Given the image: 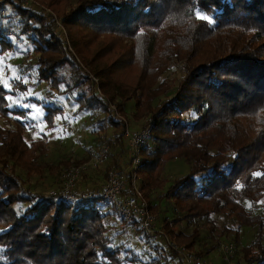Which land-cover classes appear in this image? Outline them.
I'll return each instance as SVG.
<instances>
[{
	"label": "trees",
	"instance_id": "1",
	"mask_svg": "<svg viewBox=\"0 0 264 264\" xmlns=\"http://www.w3.org/2000/svg\"><path fill=\"white\" fill-rule=\"evenodd\" d=\"M47 6L68 30L81 27L127 42L135 80L124 83L122 78L113 79V72L96 70V60L88 59L78 50L81 42L69 37L82 66L63 30L42 7L0 0V58L24 42L30 47L26 58L31 64L23 73L30 77L34 71V81L26 84L24 77H14L9 90L0 76V264L138 262L124 246L113 248L108 221L114 214L121 228H135L148 243H156L113 208L98 210L96 203L76 207L57 197L26 194L24 174L57 176L63 168L82 163L44 162L47 137L26 140L24 119L30 108L26 104L10 108V99L40 84L46 99L57 95L72 99L78 111L98 117L104 132L112 128L107 140L112 158L124 153L126 124L117 113L125 115L126 105L134 101V119H152L136 172L144 196L151 199L154 191L164 189L170 161L180 159L190 168L160 196L172 201L176 214L163 221L161 230L193 253L201 233L198 221L211 215L225 217L237 225L238 245L243 228L256 229L253 242L239 251L244 264H264V0H48ZM7 9L12 13L6 14ZM179 67L183 77L174 88L162 78ZM32 102L43 108L47 126L54 128V117L63 109L44 100ZM188 114L196 118L189 120ZM2 120L15 128L1 125ZM149 203L156 211V204ZM20 205L24 210H18ZM183 222L194 226L193 231L174 229ZM208 224L215 245L203 252L207 255L232 231L219 230L212 221ZM177 258L166 252L159 264L171 259L181 264Z\"/></svg>",
	"mask_w": 264,
	"mask_h": 264
},
{
	"label": "rangeland",
	"instance_id": "2",
	"mask_svg": "<svg viewBox=\"0 0 264 264\" xmlns=\"http://www.w3.org/2000/svg\"><path fill=\"white\" fill-rule=\"evenodd\" d=\"M16 1L22 3L26 7H42L48 13L50 20L56 21L57 27L63 30L70 50L73 55L76 56L79 63L82 64L83 60L80 58L79 54H76V51L78 52V50H83L88 59L94 58V60H96V70L101 69V71L104 72L105 70L113 72L112 78H122L124 83H129L131 80H135L134 75L136 69L134 67L129 68L130 63L127 42H120L116 36L110 34L104 36L81 27H75L68 30L66 27L62 26L56 13L47 6L48 0ZM7 10L6 14L12 13L11 9ZM200 16L203 17L202 15ZM69 37H72L73 40H79L81 42L78 46V50H74L72 48V42H70ZM29 50L30 47L26 46L24 42H19L16 45V50L7 54L5 57L0 58V76L7 90L10 89L12 79L14 77H24V82L26 84L29 80L34 81V71H31L29 74L30 77L27 76V73H23V71L26 70L24 69L26 68V65L31 64L30 59L26 58V53ZM109 69H113L115 72ZM182 77L183 72L179 67L169 71L162 79H169L174 88H176ZM91 78H93L99 85V79H96L92 74ZM98 93L103 92H99L98 88ZM44 94L45 87L40 84L38 87L29 89L27 94L20 95L18 99H10V108L23 107L25 104L26 107L30 108L28 117L24 119L28 122V129L25 134L26 140L29 143H32L35 140H40L43 136L47 137L49 142V153L42 158L44 162L57 163L60 160H78L82 161V163L63 168L61 173L59 172L57 176H49L46 174L44 177H40L35 174H24L26 181L24 191L26 194L40 195L46 199L57 197L63 189L61 181L63 173L67 170L78 168L80 166H82L83 171L81 173L82 177L79 178L77 183L78 189L80 191H85L86 189L100 188L107 180V176L105 177V174H108V171L117 163L120 156H123L124 154L126 155L128 152L127 144L124 142L123 154H120L115 158L110 156L109 161L103 166L96 167V158L94 160V157H97V152L102 145L107 144L109 146L107 140L112 135V128H108L106 132H104L100 127L101 124L98 122V117H92V114L89 111H78V105L74 102V100L67 99L61 95H57V97L53 100H48L44 97ZM32 100H44L46 105L52 104L53 106V104H56L63 109L62 113L57 114L54 117V128L47 126L45 122V111L42 107L36 106ZM112 108L115 109L114 106ZM134 113L135 103L134 101H131L125 107V115L121 116L117 113V116L123 122L126 121L124 123H127L131 127V130H135L139 127L145 128L146 126L152 124L151 118H145L143 120L134 119ZM185 117L189 120L196 118L193 114L185 115ZM1 125L8 128H15V125L12 122L5 120L1 121ZM143 125H145V127ZM125 164L126 169L128 170V163ZM189 172L190 168L184 161L180 159L170 161L165 166L164 177L166 178L167 183L164 189L154 191L151 195V199H147L143 194L149 207V211L156 218L155 224L157 228L160 229L164 220H173L176 218L172 201L165 198L160 200V196L167 194L175 180L188 175ZM150 200H152V204H156L157 206L156 211H154L155 213L151 210L149 203ZM88 205L90 204L81 203L80 205L73 206L85 207ZM244 205L246 209L250 208L248 203H244ZM17 208L20 210L23 207L20 205ZM101 208L112 212V208L110 206L96 203V209L99 210ZM118 220L119 219L114 214L108 221L109 227L111 228L110 235L113 239V248L124 246L125 249L130 250L132 254H135L139 261L132 262L130 264H159V262L162 263V260L159 258L164 256L166 252L171 254L170 249L165 245L166 242L163 240L160 239L159 241H155L156 243H148L142 236V233L136 231L135 228H133L134 230H126L124 227L121 228ZM210 221H212L214 225L219 228V230H223L224 227H228L232 231L231 233L222 236L220 239L221 245L217 248L215 247L216 249L207 255V253L203 254V252L210 250L215 245L209 238L210 224H208V222ZM197 226L199 227L201 233L195 252L193 253H190L185 247L175 243L164 231L162 232L176 245L183 247L187 252L185 255H189V257L194 258L198 264H244L243 256H241L239 250L253 242L256 233L255 228H243L241 242L240 245H238L236 244L234 237V231L237 229V225L231 219L211 215L207 220L204 219L203 221H198ZM193 228L194 226L187 225V222H183L182 224L180 223L174 227L176 231H183L187 234L192 232ZM156 245L160 246V248L154 250V246ZM160 250L161 252H159ZM200 253H202V255H200ZM125 254H127V252L123 251V255ZM155 254H157L158 257L157 255L155 256ZM131 257L132 255H129V258ZM177 257V259L182 262L181 264H185L179 255H177ZM169 264L180 263L176 259H171Z\"/></svg>",
	"mask_w": 264,
	"mask_h": 264
},
{
	"label": "built area",
	"instance_id": "3",
	"mask_svg": "<svg viewBox=\"0 0 264 264\" xmlns=\"http://www.w3.org/2000/svg\"><path fill=\"white\" fill-rule=\"evenodd\" d=\"M126 126L124 141L128 152L120 156L117 163L108 171L105 184L98 189L80 191L77 183L82 177L83 168L82 166L72 168L63 173L61 179L63 189L57 199L71 205L101 203L110 206L128 224L137 225L155 241L161 239L166 242L165 245L170 251L179 255L185 264H198L194 258L185 255L187 252L183 247L176 245L162 232L161 228H157L156 218L149 211L146 199L139 187V176L136 172L142 163V150L150 138L152 124L135 130H131L127 123ZM95 158V166H103L110 159V147L107 144L102 145L94 160ZM125 163H128V170Z\"/></svg>",
	"mask_w": 264,
	"mask_h": 264
},
{
	"label": "snow or ice",
	"instance_id": "4",
	"mask_svg": "<svg viewBox=\"0 0 264 264\" xmlns=\"http://www.w3.org/2000/svg\"><path fill=\"white\" fill-rule=\"evenodd\" d=\"M201 19H204V18H203V17H201ZM255 175H256V176H259V175H261V174H260V173H256Z\"/></svg>",
	"mask_w": 264,
	"mask_h": 264
}]
</instances>
